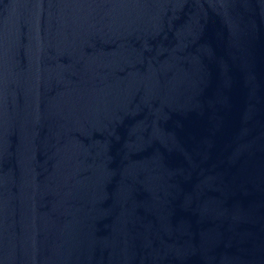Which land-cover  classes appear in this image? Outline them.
I'll list each match as a JSON object with an SVG mask.
<instances>
[{"label":"water","instance_id":"obj_1","mask_svg":"<svg viewBox=\"0 0 264 264\" xmlns=\"http://www.w3.org/2000/svg\"><path fill=\"white\" fill-rule=\"evenodd\" d=\"M0 264H264V0H0Z\"/></svg>","mask_w":264,"mask_h":264}]
</instances>
